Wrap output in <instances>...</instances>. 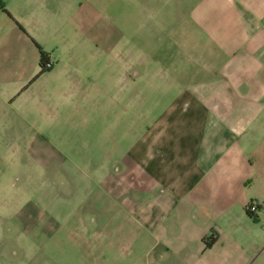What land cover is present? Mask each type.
Segmentation results:
<instances>
[{
    "label": "crops",
    "instance_id": "1",
    "mask_svg": "<svg viewBox=\"0 0 264 264\" xmlns=\"http://www.w3.org/2000/svg\"><path fill=\"white\" fill-rule=\"evenodd\" d=\"M116 2L0 0V89L10 90L8 104L44 75L30 80L39 72L34 43L57 64L130 55L109 44ZM122 4L124 25L153 22L155 41L162 40V27L174 28L166 39L170 51L146 53L141 67L128 56L119 77L129 97L112 101L127 121V171L115 177L120 170L114 160V174L104 181L122 184L125 197L139 201L129 213L138 226L129 230L135 235L129 254L136 247L139 264H252L264 249V0ZM140 80L142 90L131 97ZM23 106L29 122L46 121L45 100L32 98ZM249 203L257 206L255 219L246 213ZM211 236L215 240L205 248L203 240ZM114 247L90 242L93 264Z\"/></svg>",
    "mask_w": 264,
    "mask_h": 264
},
{
    "label": "rangeland",
    "instance_id": "2",
    "mask_svg": "<svg viewBox=\"0 0 264 264\" xmlns=\"http://www.w3.org/2000/svg\"><path fill=\"white\" fill-rule=\"evenodd\" d=\"M116 5L109 44L130 55L54 62L49 73L16 93L21 97L14 105L6 100L10 90L0 89V264H93L97 255L88 249L90 242L115 245L100 264H139V250H128L135 237L129 230L138 229L129 213L138 210L139 201L125 197L122 184L104 181L114 174V160L120 170L115 177L121 179L127 171V121L112 101L124 93L129 97L119 77L128 56L141 67L146 53L170 51L166 39L174 28L162 27V40L155 41L153 22L141 25L137 19L124 25L122 0ZM185 29L177 31L180 46ZM143 85L140 80L131 97ZM32 98L48 104L45 122L26 118L23 102ZM252 264H264V249Z\"/></svg>",
    "mask_w": 264,
    "mask_h": 264
},
{
    "label": "trees",
    "instance_id": "3",
    "mask_svg": "<svg viewBox=\"0 0 264 264\" xmlns=\"http://www.w3.org/2000/svg\"><path fill=\"white\" fill-rule=\"evenodd\" d=\"M34 45H35V47L38 51V54H39V62H38L39 72L32 79L31 82H33L35 79H37L40 75L48 73L52 68V63H50L47 53L44 52L36 43H34ZM246 213L249 217L255 219L254 215L249 213L247 210H246ZM214 240H215V238L213 236H211L210 238L204 239L203 242L205 244V248H209L213 244Z\"/></svg>",
    "mask_w": 264,
    "mask_h": 264
},
{
    "label": "built area",
    "instance_id": "4",
    "mask_svg": "<svg viewBox=\"0 0 264 264\" xmlns=\"http://www.w3.org/2000/svg\"><path fill=\"white\" fill-rule=\"evenodd\" d=\"M246 210H247L249 213L254 214V213L257 211V206H256V204H254V203H249V204H247V206H246Z\"/></svg>",
    "mask_w": 264,
    "mask_h": 264
}]
</instances>
